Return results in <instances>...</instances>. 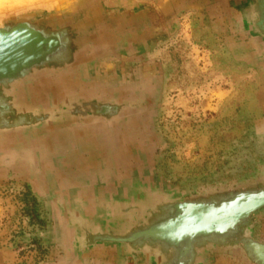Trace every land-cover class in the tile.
I'll return each instance as SVG.
<instances>
[{
    "label": "rangeland",
    "instance_id": "rangeland-1",
    "mask_svg": "<svg viewBox=\"0 0 264 264\" xmlns=\"http://www.w3.org/2000/svg\"><path fill=\"white\" fill-rule=\"evenodd\" d=\"M164 5L175 14L166 36L159 27ZM99 9L155 25L141 30L132 45L124 34L118 44L127 49L99 64L114 72L149 67L161 88L145 190L180 202L264 180V0H0V21L54 15L76 23L98 16ZM48 206L25 178H0V254L6 264L48 261ZM239 228L240 242L264 245V208ZM228 246L201 252L197 264H253L242 243ZM132 255L133 264H161L148 254Z\"/></svg>",
    "mask_w": 264,
    "mask_h": 264
},
{
    "label": "crops",
    "instance_id": "crops-1",
    "mask_svg": "<svg viewBox=\"0 0 264 264\" xmlns=\"http://www.w3.org/2000/svg\"><path fill=\"white\" fill-rule=\"evenodd\" d=\"M174 16L162 7L159 27L164 36ZM153 25L144 21L138 30L126 29L108 46L93 45L88 61L70 72L50 75L58 80L50 79L45 87L30 91L29 108L45 119L40 126L29 127L38 134L34 133L30 149L23 155L38 168H31V172L21 168L22 141L14 133L8 141L14 167H1L0 178L10 174L25 178L38 193L47 196L55 210V227L48 229L52 249L44 264H133L134 255L124 245L99 237L126 234L118 226L116 212L126 219L123 210L133 205L132 190L138 187L134 182L142 185L144 178L145 185L148 183L150 126L161 88L154 75L150 76L149 67L134 73L126 69L114 72L99 64L127 49L118 44L124 34L130 36L132 45L141 30L153 31ZM89 222H94L92 233H86ZM73 237L80 239L75 243L79 247L68 242ZM6 263L0 254V264Z\"/></svg>",
    "mask_w": 264,
    "mask_h": 264
},
{
    "label": "water",
    "instance_id": "water-1",
    "mask_svg": "<svg viewBox=\"0 0 264 264\" xmlns=\"http://www.w3.org/2000/svg\"><path fill=\"white\" fill-rule=\"evenodd\" d=\"M97 13L76 23L54 15L40 20L28 17L0 21V168L14 167L13 154L8 152L13 149L8 142L13 133L22 141L21 168L27 172L38 168L23 155L36 132L29 127H38L45 119L35 116L34 108L29 112L30 91L56 79L50 75L70 72L88 61L93 45L108 46L126 29L141 27L137 16L101 15V9ZM136 181L133 185L138 187L131 194L133 205L123 210L127 212L126 219L116 212L118 226L126 234L100 236L102 241L118 242L129 252L148 254L161 264H197L203 251L242 243L248 261L264 264V245L240 242L238 235L249 216L264 208V180L244 190L216 192L211 197L180 202L152 194L145 190L146 185ZM72 239L73 245L80 240Z\"/></svg>",
    "mask_w": 264,
    "mask_h": 264
},
{
    "label": "flooded vegetation",
    "instance_id": "flooded-vegetation-1",
    "mask_svg": "<svg viewBox=\"0 0 264 264\" xmlns=\"http://www.w3.org/2000/svg\"><path fill=\"white\" fill-rule=\"evenodd\" d=\"M261 172V171H260ZM262 176H260V178H261ZM259 178V177H258ZM38 193V192H37ZM39 194V197L41 198V200H42V202L44 203V204H47V205H49L47 208L50 210V212H48L47 213V217H48V221L50 222V227L53 229L54 227H55V224H54V221H53V219H54V213H52V205H51V203L49 202V200H48V198H47V196H45L44 194H42V193H38ZM49 227V228H50ZM48 228V229H49ZM49 232V230H47V233ZM48 236H49V233H48Z\"/></svg>",
    "mask_w": 264,
    "mask_h": 264
},
{
    "label": "bare ground",
    "instance_id": "bare-ground-1",
    "mask_svg": "<svg viewBox=\"0 0 264 264\" xmlns=\"http://www.w3.org/2000/svg\"><path fill=\"white\" fill-rule=\"evenodd\" d=\"M67 73H68V72H67ZM69 74H70V73H69ZM55 78H56V77H55ZM56 79H57V78H56ZM57 80H58V79H57ZM59 80L61 81V79H59ZM62 80H63V79H62ZM60 81H58V82H60ZM62 83H63V82H62ZM60 85H61V84H60ZM57 87H58V86H57ZM60 87H61V86H60ZM67 88H68V87H67ZM67 88H66V89H67ZM48 91H49V90H48ZM66 94H67V93H66ZM71 95H72V94H71ZM77 95H78V94H77ZM81 95H82V94H81ZM92 97H93V96H92ZM71 100H72V99H71ZM84 106H86V105H84ZM90 109H91V108H90ZM31 110H32V109H31ZM92 110H93V109H92ZM85 111H86V110H85ZM91 112H92V111H91ZM77 114H78V113H77ZM85 114H86V113H85ZM70 115H71V114H70ZM86 115H87V114H86ZM133 115H134V114H133ZM127 116H128V115H127ZM79 117H81V116H79ZM74 118H75V117H74ZM83 119H85V118H83ZM83 119H82V120H83ZM86 119H87V118H86ZM86 119H85L84 121H87ZM89 120H90V119H89ZM76 122H77V121H76ZM79 122H80V121H79ZM99 125H100V124H99ZM50 126H51V125H50ZM47 127H48V126H47ZM76 127H77V126H76ZM77 128H78V127H77ZM77 128H76V129H77ZM48 129H49V128H48ZM74 129H75V128H74ZM13 134H14V133H13ZM13 134H12V135H13ZM12 137H13V136H12ZM14 137H15V136H14ZM35 137H36V136H35ZM17 150H18V149H17ZM19 150H20V149H19ZM20 155H21V154H20ZM18 156H19V155H18ZM15 157H17V156L15 155ZM15 170H16V169H15ZM17 170H18V168H17ZM30 172H31V171H30ZM29 174H30V173H29ZM44 180H45V179H44ZM65 210H66V209H65ZM122 234H123V233H122Z\"/></svg>",
    "mask_w": 264,
    "mask_h": 264
}]
</instances>
